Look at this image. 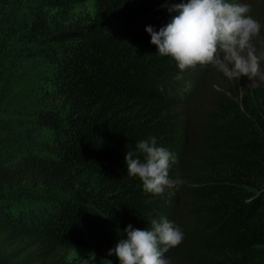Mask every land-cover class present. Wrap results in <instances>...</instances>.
Here are the masks:
<instances>
[{"label":"trees","instance_id":"trees-1","mask_svg":"<svg viewBox=\"0 0 264 264\" xmlns=\"http://www.w3.org/2000/svg\"><path fill=\"white\" fill-rule=\"evenodd\" d=\"M9 1L0 0V28ZM88 1L92 22L63 33L72 10ZM181 2L32 0L24 34L67 42L29 54L47 68L26 98L13 96L17 113L0 118V264H32L44 242L120 264L108 251L124 229L144 230L161 217L190 245L181 264H264V85L233 98L208 88V65L180 71L157 54L145 29L159 31ZM150 137L176 157L169 178L184 181L161 195L146 192L124 162ZM22 189L52 201L14 204Z\"/></svg>","mask_w":264,"mask_h":264},{"label":"clouds","instance_id":"clouds-1","mask_svg":"<svg viewBox=\"0 0 264 264\" xmlns=\"http://www.w3.org/2000/svg\"><path fill=\"white\" fill-rule=\"evenodd\" d=\"M168 11L175 15L165 26L159 31L148 26L145 31L157 54L171 57L180 71L211 65L232 80L261 74L264 53L258 56L252 42L261 25L249 14L250 4L187 0L173 4ZM170 161H176L175 155L158 147L155 137L138 142L135 151L127 150L124 156L127 175L138 177L143 189L154 195L184 183L178 176L169 178ZM124 232L126 238L108 251L109 256L115 254L120 264H169L164 254L184 239L180 228L163 217L153 219L144 230L133 229L129 224Z\"/></svg>","mask_w":264,"mask_h":264},{"label":"rangeland","instance_id":"rangeland-1","mask_svg":"<svg viewBox=\"0 0 264 264\" xmlns=\"http://www.w3.org/2000/svg\"><path fill=\"white\" fill-rule=\"evenodd\" d=\"M31 2L32 0H10L3 11L0 28V118L11 117L17 113L12 108L11 99L14 95L22 99L26 98L29 91L32 90L30 87L41 79V74L47 68L42 59L29 58V54L43 45L50 44L55 48H61L67 42L66 38L51 41H41V38H37L32 41L28 38V35L24 34V31L20 29V25ZM229 2L251 5L249 14L261 25L259 35L254 37L252 41L256 54L260 56L264 53V0H229ZM166 6L165 3L161 7ZM94 14L92 1L76 6L61 26L62 32L82 31L85 26L92 22ZM51 34L59 35V33L54 32H51ZM206 70L209 71L207 79H205L208 82V88L212 85V90L226 93L233 98H239L247 88L264 85V78H262L264 77V59L260 61L261 74L252 79H247V77H241L238 80L229 79L211 65H208ZM184 92L182 91V93ZM208 93L202 91L200 96L203 99L201 100H205L209 95ZM198 122L192 123L190 132L192 148L199 142ZM8 133L6 132L3 137L5 138ZM41 134L43 132H38L35 136L40 137ZM52 197V195L44 194L41 191L22 189L18 190L13 201L16 202L14 204L34 209L47 205L52 201ZM28 232L31 233L28 236L37 237L36 232ZM187 247L189 248L190 245L183 239L177 247L169 249L165 257L169 260V264L183 263ZM38 248L40 249L37 250V254L30 255L32 264H111L80 249H57L46 242L39 245Z\"/></svg>","mask_w":264,"mask_h":264}]
</instances>
